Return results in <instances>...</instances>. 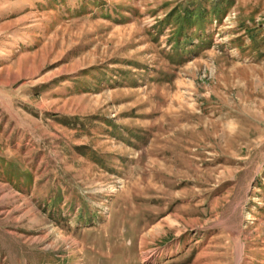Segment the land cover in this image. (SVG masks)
<instances>
[{
  "label": "rangeland",
  "instance_id": "1",
  "mask_svg": "<svg viewBox=\"0 0 264 264\" xmlns=\"http://www.w3.org/2000/svg\"><path fill=\"white\" fill-rule=\"evenodd\" d=\"M0 264H264V0H0Z\"/></svg>",
  "mask_w": 264,
  "mask_h": 264
}]
</instances>
